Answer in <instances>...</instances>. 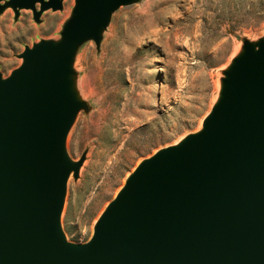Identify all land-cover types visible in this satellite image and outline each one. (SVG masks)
Listing matches in <instances>:
<instances>
[{
	"label": "water",
	"instance_id": "water-1",
	"mask_svg": "<svg viewBox=\"0 0 264 264\" xmlns=\"http://www.w3.org/2000/svg\"><path fill=\"white\" fill-rule=\"evenodd\" d=\"M61 1L9 6L37 20L35 5ZM133 1L75 0L60 42L25 49L0 74V264H264V40L231 62L201 131L134 168L88 242L63 235L65 185L80 166L64 149L80 108L73 55Z\"/></svg>",
	"mask_w": 264,
	"mask_h": 264
},
{
	"label": "rangeland",
	"instance_id": "rangeland-1",
	"mask_svg": "<svg viewBox=\"0 0 264 264\" xmlns=\"http://www.w3.org/2000/svg\"><path fill=\"white\" fill-rule=\"evenodd\" d=\"M0 6V74L25 49L58 43L75 0L39 12ZM264 40V0H134L114 11L98 42L79 44L69 80L80 103L64 149L72 163L60 227L85 244L127 176L155 152L201 131L225 72L245 45Z\"/></svg>",
	"mask_w": 264,
	"mask_h": 264
},
{
	"label": "bare ground",
	"instance_id": "bare-ground-1",
	"mask_svg": "<svg viewBox=\"0 0 264 264\" xmlns=\"http://www.w3.org/2000/svg\"><path fill=\"white\" fill-rule=\"evenodd\" d=\"M129 175H130V174H129ZM129 175H128V176H129ZM128 176H127V177H128ZM124 183H125V182H124ZM123 185H124V184H123ZM121 188H122V187H121ZM121 188H120V189H121ZM114 197H115V196H114Z\"/></svg>",
	"mask_w": 264,
	"mask_h": 264
}]
</instances>
